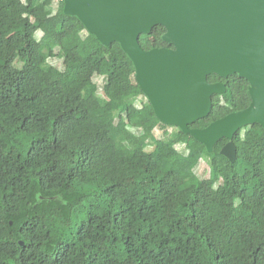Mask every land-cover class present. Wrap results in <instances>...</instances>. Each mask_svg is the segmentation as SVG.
I'll list each match as a JSON object with an SVG mask.
<instances>
[{"label": "trees", "instance_id": "obj_1", "mask_svg": "<svg viewBox=\"0 0 264 264\" xmlns=\"http://www.w3.org/2000/svg\"><path fill=\"white\" fill-rule=\"evenodd\" d=\"M83 31L63 4L53 15L49 0H0V264H264L261 125L236 132L234 163L219 158L226 139L211 153L177 127L157 139L165 125L149 101L136 107L133 62ZM165 32L141 35V47L173 48ZM57 48L71 70L55 78ZM96 76L107 78L103 95ZM207 79L227 92L191 129L251 104L237 74ZM148 140L151 152L139 146ZM176 143L187 153L171 151ZM201 160L205 179L194 172Z\"/></svg>", "mask_w": 264, "mask_h": 264}, {"label": "water", "instance_id": "obj_2", "mask_svg": "<svg viewBox=\"0 0 264 264\" xmlns=\"http://www.w3.org/2000/svg\"><path fill=\"white\" fill-rule=\"evenodd\" d=\"M63 12L76 16L105 46L120 44L135 67V80L157 119L192 136L211 153L236 161V132L264 129V0H64ZM165 29L173 48L144 50L139 38ZM237 74L248 81L251 104L205 129L189 126L209 116L212 97L226 85L208 77Z\"/></svg>", "mask_w": 264, "mask_h": 264}, {"label": "rangeland", "instance_id": "obj_3", "mask_svg": "<svg viewBox=\"0 0 264 264\" xmlns=\"http://www.w3.org/2000/svg\"><path fill=\"white\" fill-rule=\"evenodd\" d=\"M82 36L85 37L86 34H87V31H83L82 33ZM42 34L40 32H38L36 34V40H40ZM149 43H152V40L150 39L148 41ZM3 53L0 52V60H1V57H2ZM10 55L12 56V58L14 57V60H13V65L16 67V68H21L22 64L21 62L19 61L16 53L14 51H11L10 52ZM48 62L49 64H51L54 69H55V72H54V77L55 78H58L61 76V73L63 72H68L71 70L70 67H65L64 64H63V60L60 58V54H59V49H55L52 54L50 55V57L48 58ZM106 77H103V76H96L94 78V82L96 84V87H97V90L99 92V94L103 95V87L105 85V82H106ZM81 89H82V85H80L79 83H74L73 85V91L74 93H80L81 92ZM223 96V95H222ZM147 98L145 96H141L138 98V100L135 102V105L137 108H142V106L147 103ZM117 122L118 120L116 119L115 120V123L113 125V128L117 125ZM129 131L134 134L136 137H140L143 135V130L141 128H133V127H129L128 128ZM175 130V126H167L165 125L164 127L162 126H158L154 129L153 133H154V136L157 138V139H161L163 138L166 134H170L172 133L173 131ZM139 146L141 149H143L144 151L146 152H151L153 150V146L151 144V141H144V142H140L139 143ZM171 151L175 152V153H179V154H186L187 153V149H186V146L185 144L183 143H176L174 144L173 147H171ZM219 158L222 162H225L226 158L224 156H222L221 154L219 155ZM194 172L196 173V175H198L200 178H208L209 177V166L207 164L206 161H200L198 163V165L195 167L194 169ZM247 179L248 180H251L252 179V175L251 174H248L247 175Z\"/></svg>", "mask_w": 264, "mask_h": 264}, {"label": "built area", "instance_id": "obj_4", "mask_svg": "<svg viewBox=\"0 0 264 264\" xmlns=\"http://www.w3.org/2000/svg\"><path fill=\"white\" fill-rule=\"evenodd\" d=\"M50 1V8L52 14L55 15L60 8V6L64 3V0H49Z\"/></svg>", "mask_w": 264, "mask_h": 264}]
</instances>
